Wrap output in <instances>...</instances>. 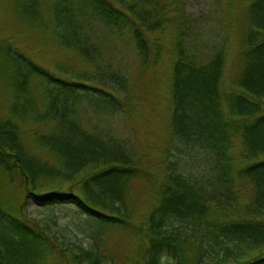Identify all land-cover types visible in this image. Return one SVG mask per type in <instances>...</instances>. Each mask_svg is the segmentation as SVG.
<instances>
[{"label": "trees", "instance_id": "obj_1", "mask_svg": "<svg viewBox=\"0 0 264 264\" xmlns=\"http://www.w3.org/2000/svg\"><path fill=\"white\" fill-rule=\"evenodd\" d=\"M24 5L23 15L34 19L37 2ZM159 8L152 0H52L50 13L59 43L88 61L92 67L88 70H53L7 47L12 97L8 116L0 117V169L10 177L16 174L25 185L20 206L27 202L71 206L94 229L125 226L127 184L144 172L124 138L83 117L87 109L108 115L124 112L132 102L128 77L106 60L104 36L99 37L95 28L122 35L147 65L158 53L157 46L152 49L149 33L164 19ZM246 20L242 65L225 91L220 85L223 52L218 49L203 61L196 59L187 54L180 33L176 34L170 61L169 124L170 145L181 159L164 162L154 185L155 201L143 220L140 249L131 264H264V157L255 158L264 152L260 102L264 96V0L248 1ZM31 75L42 81L40 107L29 92ZM23 120L43 127L31 131L32 143L53 161L30 152L20 139ZM233 135L242 143L239 154L248 159L243 165H233ZM197 158L202 164H197ZM88 165L92 168L72 181L77 190L36 188L44 179L70 181ZM239 180L249 184L244 203L238 198ZM32 220L34 225L9 214L0 201V264H8L3 240L7 231L15 244L34 248L30 253L34 264H38L36 246L43 238L63 244L54 232H47V222L41 226L33 216ZM96 245L72 248L68 242L61 248L76 264H114Z\"/></svg>", "mask_w": 264, "mask_h": 264}, {"label": "rangeland", "instance_id": "obj_2", "mask_svg": "<svg viewBox=\"0 0 264 264\" xmlns=\"http://www.w3.org/2000/svg\"><path fill=\"white\" fill-rule=\"evenodd\" d=\"M28 1L34 0H0V117L8 116V104L12 97V70L6 57L8 46L53 70L60 68L73 72L92 68L76 50L59 43L50 13L52 0H35L37 14L34 19H29L22 13L24 4ZM152 1L160 6L159 10L164 13V19L157 30L149 33L153 39L152 49L157 46L158 53L147 65L139 61L131 42L126 41L122 35L112 32L105 34L103 30L95 28L99 37L104 36L102 41L103 46L107 47L106 60L127 75L132 102L124 112L108 115L87 109L83 116L88 122L99 127H109L113 134L124 138L133 147L142 166L144 174L141 172L136 175L126 187L124 200L128 221L125 226L95 227V230L94 226L84 224V216L71 206L35 205L33 202L20 206L26 194L25 185L19 182L16 174L10 177L0 169V201L6 212L24 217L30 225H34L32 216L41 226L47 222L49 229L43 230L54 232L57 240H62L64 245L70 242L72 248L97 244L100 254L114 264H131L133 255L140 249L143 220L148 208L155 201L154 185L163 172L164 162L166 158L179 157L170 145L169 124L170 61L176 34L180 33L187 54L194 55L196 59L203 61L218 49L223 52L220 85L221 90L225 91L231 88L232 80L241 68L243 36L248 26L246 4L249 0ZM42 87L40 77H29V92L37 107L43 103ZM260 102L264 107V96ZM35 128L43 127L30 120L19 122L20 139L30 152L46 158L47 161H53L54 157L49 156L41 147L33 145L31 131ZM241 150L240 138L233 135L230 147L233 165H243L248 161L239 154ZM196 154L199 156L201 152ZM263 157L264 152L255 158ZM197 164H202L200 158H197ZM91 168L88 165L67 182L44 179L36 188L70 186L77 190L73 183L75 178L81 177ZM239 181L238 198L240 203H244L249 195V184L245 180ZM26 211L31 216L28 217ZM12 236L7 231L3 239L8 264H34L35 259L30 254L34 252V248L15 244ZM54 243L51 239L43 238L37 244L38 264H76V259L61 248L63 244L56 242L53 245Z\"/></svg>", "mask_w": 264, "mask_h": 264}]
</instances>
